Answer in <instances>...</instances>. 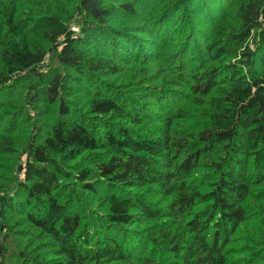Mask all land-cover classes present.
<instances>
[{"label":"trees","instance_id":"trees-1","mask_svg":"<svg viewBox=\"0 0 264 264\" xmlns=\"http://www.w3.org/2000/svg\"><path fill=\"white\" fill-rule=\"evenodd\" d=\"M0 264H264V0H0Z\"/></svg>","mask_w":264,"mask_h":264},{"label":"rangeland","instance_id":"rangeland-1","mask_svg":"<svg viewBox=\"0 0 264 264\" xmlns=\"http://www.w3.org/2000/svg\"><path fill=\"white\" fill-rule=\"evenodd\" d=\"M170 8V7H169ZM175 8H178V5L175 7ZM72 31L73 32H75V33H77V31H78V29H77V27L76 26H72ZM74 77H76V76H74ZM85 79L83 78V76H82V82H86V81H88L87 79H86V81H84ZM78 84V83H77Z\"/></svg>","mask_w":264,"mask_h":264}]
</instances>
